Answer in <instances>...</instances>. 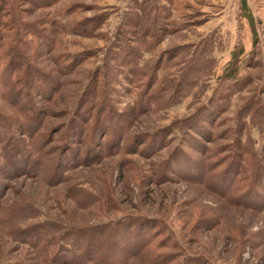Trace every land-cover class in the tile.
Listing matches in <instances>:
<instances>
[{"label":"rangeland","instance_id":"obj_1","mask_svg":"<svg viewBox=\"0 0 264 264\" xmlns=\"http://www.w3.org/2000/svg\"><path fill=\"white\" fill-rule=\"evenodd\" d=\"M15 1L0 264H48L56 229L100 264H264V0Z\"/></svg>","mask_w":264,"mask_h":264},{"label":"trees","instance_id":"obj_2","mask_svg":"<svg viewBox=\"0 0 264 264\" xmlns=\"http://www.w3.org/2000/svg\"><path fill=\"white\" fill-rule=\"evenodd\" d=\"M41 1L44 2L45 0H41ZM0 4L2 5V6L0 5V12H2V16L0 17L4 18L5 16L6 18V16H8L11 18V19L9 18L8 20L9 22L6 23L8 27L7 28L8 32L12 29V27L14 28V32L12 35L13 37L9 39L11 42L10 49L6 51L7 53L6 52L0 53V66L2 65L1 64L2 61L4 62L6 61L5 65L2 67V69L4 70L3 75L5 78V76L7 77L10 76L12 72H13L12 74H14V71H15L14 69L16 70L18 69L17 68L18 64L15 62L18 61V63H20V60H21L23 65H27V66L30 65L28 63V60L30 58L29 54L31 56L32 46L30 45V42H27V40L23 36V29L25 28L27 29L28 27L26 23H24V21H22V18L20 17L16 1L15 0H0ZM3 5L6 6V9L3 8ZM138 21H139V18H134L132 25L135 26V24H138ZM139 26L140 25L138 24V27ZM139 28L143 29V34H144L145 29L143 27H139ZM17 48H19L20 51L26 50V51H31V52L29 54L28 53L26 54L24 52L25 54L23 55L22 52H19L17 50ZM12 49H15V54L17 58L22 57V59L20 60H15L13 58L10 59L9 55L12 53ZM133 53L134 51L132 49L131 54L129 53L128 56L133 55ZM131 57L129 59H131ZM25 72H26V69H25ZM30 73H32V71H30ZM80 130L81 132H83L82 129ZM25 134L26 133H23L22 135H25ZM14 160H15L14 162H16V158ZM56 232H59V230L56 229L52 234L51 233L49 234L48 231L46 232L48 234V251H49V248H52L54 246L56 247L54 251L52 252V255L48 256V264H56L58 262H66L69 264H96V263L100 264L101 261L104 262L106 258L109 259L113 257L114 255V250L111 248L110 243L108 244L107 248H104L103 245H94L93 247L91 243L87 242V246L85 250H82L81 247L79 246L81 245V239L78 238L77 245H70L68 243V241L72 238V236L78 235L77 232L70 230V231H67L59 235L56 234ZM105 232H106L105 230L104 231L102 230L101 232L100 231L94 232L92 234V238L96 237L98 239L97 241L101 240L104 243L105 241H107V238H108L107 235L110 234L108 232H107L108 234H106ZM57 238L61 241H57ZM39 243H40V240L35 241V243H32V244L33 245L36 244L35 248H37ZM64 243L65 245H63ZM95 244H97V242ZM63 256H65V258H63Z\"/></svg>","mask_w":264,"mask_h":264}]
</instances>
